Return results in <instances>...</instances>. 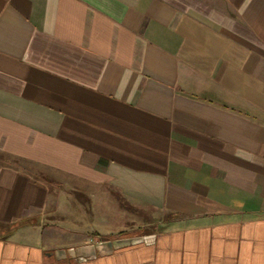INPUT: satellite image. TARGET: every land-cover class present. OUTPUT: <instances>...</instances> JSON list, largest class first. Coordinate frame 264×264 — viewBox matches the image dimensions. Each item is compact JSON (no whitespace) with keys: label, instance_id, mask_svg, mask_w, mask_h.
<instances>
[{"label":"crops","instance_id":"0c3cea01","mask_svg":"<svg viewBox=\"0 0 264 264\" xmlns=\"http://www.w3.org/2000/svg\"><path fill=\"white\" fill-rule=\"evenodd\" d=\"M0 264H264V0H0Z\"/></svg>","mask_w":264,"mask_h":264},{"label":"rangeland","instance_id":"374dc122","mask_svg":"<svg viewBox=\"0 0 264 264\" xmlns=\"http://www.w3.org/2000/svg\"><path fill=\"white\" fill-rule=\"evenodd\" d=\"M142 213L139 212V217L137 216L133 218V220L137 221L136 225H132V227H135L136 232L137 231L139 232V230H142V229H150V228L156 229L157 227L163 224L161 222L165 218V216H163L159 211L154 212L151 210H145L144 212L142 211ZM77 216L80 217L81 215H77ZM144 216L146 217L147 221H149V223H152V224L138 223L139 221L141 222V220H143L142 218H144Z\"/></svg>","mask_w":264,"mask_h":264},{"label":"water","instance_id":"95a60500","mask_svg":"<svg viewBox=\"0 0 264 264\" xmlns=\"http://www.w3.org/2000/svg\"><path fill=\"white\" fill-rule=\"evenodd\" d=\"M130 239H132V238H128V240H125V239H121V240H118L117 242L118 243H126V242H128ZM138 240H142V238H139ZM111 244V243H110ZM112 245V244H111Z\"/></svg>","mask_w":264,"mask_h":264}]
</instances>
